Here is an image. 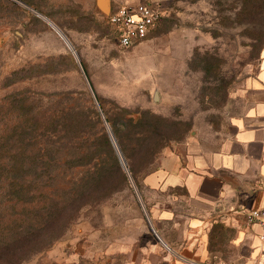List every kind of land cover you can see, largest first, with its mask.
Listing matches in <instances>:
<instances>
[{
    "label": "rangeland",
    "instance_id": "374dc122",
    "mask_svg": "<svg viewBox=\"0 0 264 264\" xmlns=\"http://www.w3.org/2000/svg\"><path fill=\"white\" fill-rule=\"evenodd\" d=\"M26 1L36 9L0 0V123L13 97H28L34 111L52 115L81 111L89 117L93 108L101 125L89 119L90 131L106 130L127 176L124 183L105 157L78 219L29 264H141L145 258L160 264L169 247L186 240L180 224L156 231L149 210L161 198L147 192L153 190L145 188V179L154 177L164 150L179 151L188 141L216 146L231 119L250 104L264 44V0H161L163 18L131 48L117 45L113 30L93 12V0ZM120 109L129 113L122 116ZM119 112L120 123L140 118L158 128L151 155H142L136 128L115 136L107 117ZM119 143L140 163L137 184ZM92 171L79 167L74 178L89 179ZM219 247L221 259L204 264H242L237 248Z\"/></svg>",
    "mask_w": 264,
    "mask_h": 264
},
{
    "label": "trees",
    "instance_id": "16d2710c",
    "mask_svg": "<svg viewBox=\"0 0 264 264\" xmlns=\"http://www.w3.org/2000/svg\"><path fill=\"white\" fill-rule=\"evenodd\" d=\"M248 1L253 4L254 0ZM28 99L13 97L11 107H6L10 110L6 122L0 123V264H29L64 236L91 197L85 193L90 181L96 173L102 177L105 157L112 159L122 181L127 180L106 130L100 126L98 133L90 131L91 119L101 125L95 109L90 108V118L81 111L52 115L34 111ZM120 112L122 116L129 113ZM120 112L118 118L107 117L115 136L119 129L136 128L138 144L146 149L142 155H151L150 140L159 134L158 128L140 118L120 123ZM119 147L136 183L140 163L123 144ZM79 167L93 169L89 179L75 180Z\"/></svg>",
    "mask_w": 264,
    "mask_h": 264
},
{
    "label": "crops",
    "instance_id": "0c3cea01",
    "mask_svg": "<svg viewBox=\"0 0 264 264\" xmlns=\"http://www.w3.org/2000/svg\"><path fill=\"white\" fill-rule=\"evenodd\" d=\"M117 1L108 0L109 11ZM93 12L107 16L96 0ZM258 54L250 104L231 119L218 144L205 148L188 141L179 151L164 150L154 177L145 179V188L153 190L147 192L161 198L149 210L156 231L165 224H180L186 240L179 248L169 247L160 264L221 259L217 250L223 244L237 248L242 264H264L260 227L243 221L244 213L260 205L264 188V44ZM141 264L153 263L145 258Z\"/></svg>",
    "mask_w": 264,
    "mask_h": 264
},
{
    "label": "built area",
    "instance_id": "2783aa9c",
    "mask_svg": "<svg viewBox=\"0 0 264 264\" xmlns=\"http://www.w3.org/2000/svg\"><path fill=\"white\" fill-rule=\"evenodd\" d=\"M163 16L161 0H118L110 7L105 22L113 30L117 45L131 48L144 40ZM260 193V205L244 213L243 221L248 227L259 225V242L264 246V188Z\"/></svg>",
    "mask_w": 264,
    "mask_h": 264
},
{
    "label": "water",
    "instance_id": "95a60500",
    "mask_svg": "<svg viewBox=\"0 0 264 264\" xmlns=\"http://www.w3.org/2000/svg\"><path fill=\"white\" fill-rule=\"evenodd\" d=\"M96 4L100 12L104 15H108L109 13V4L108 0H96ZM157 99L156 93L154 94V100Z\"/></svg>",
    "mask_w": 264,
    "mask_h": 264
}]
</instances>
